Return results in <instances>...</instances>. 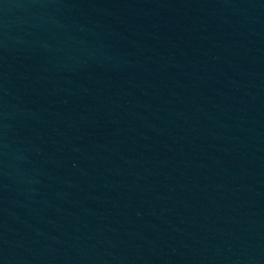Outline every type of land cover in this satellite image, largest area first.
<instances>
[{
	"label": "water",
	"instance_id": "1",
	"mask_svg": "<svg viewBox=\"0 0 264 264\" xmlns=\"http://www.w3.org/2000/svg\"><path fill=\"white\" fill-rule=\"evenodd\" d=\"M0 264H264V0H0Z\"/></svg>",
	"mask_w": 264,
	"mask_h": 264
}]
</instances>
